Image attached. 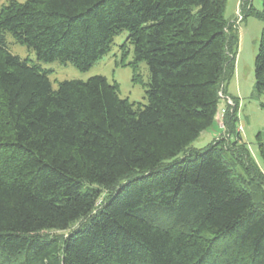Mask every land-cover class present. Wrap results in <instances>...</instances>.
Returning a JSON list of instances; mask_svg holds the SVG:
<instances>
[{"label": "trees", "instance_id": "obj_1", "mask_svg": "<svg viewBox=\"0 0 264 264\" xmlns=\"http://www.w3.org/2000/svg\"><path fill=\"white\" fill-rule=\"evenodd\" d=\"M259 1L244 18L264 23ZM225 5L9 0L0 9V264H264V177L227 93L238 41ZM122 33L120 66L133 82L147 66L146 104L122 99L103 76L52 88L41 63L88 71ZM7 35L36 62L12 55ZM254 89L264 101V28ZM219 112L223 134L191 148Z\"/></svg>", "mask_w": 264, "mask_h": 264}, {"label": "rangeland", "instance_id": "obj_2", "mask_svg": "<svg viewBox=\"0 0 264 264\" xmlns=\"http://www.w3.org/2000/svg\"><path fill=\"white\" fill-rule=\"evenodd\" d=\"M9 0H0V9ZM23 3L27 0H17ZM250 2L251 7L260 10L259 0H226L224 17L228 24L236 28L238 48L235 60V72L227 86V93L236 103V115L238 132L245 143L246 152L257 170L264 177V147L259 149L258 143H264V139L256 141V135L264 129V103L254 89V61L264 23L252 16L243 17L242 8ZM126 39V33H122L114 39L110 52L95 63L88 71L81 72L70 63H41L44 69L50 71L51 86L55 90L63 81L81 80L87 81L93 76H103L109 83L118 85L119 95L130 103L146 104V84L149 81L147 66L144 62L138 64L135 71L136 81L133 82L134 71L126 66H120L122 52L119 46ZM7 47L12 55L25 59L30 63L36 62L33 51L25 46L15 44L7 35ZM132 61V52L128 53L124 62ZM134 79V78H133ZM222 112H219L212 126L199 135L192 142L191 148L202 150L207 145L218 139L222 134ZM240 129V130H239ZM244 153V151H240ZM245 158V156H244Z\"/></svg>", "mask_w": 264, "mask_h": 264}, {"label": "built area", "instance_id": "obj_3", "mask_svg": "<svg viewBox=\"0 0 264 264\" xmlns=\"http://www.w3.org/2000/svg\"><path fill=\"white\" fill-rule=\"evenodd\" d=\"M220 127L222 128V126L220 125ZM240 130V129H239Z\"/></svg>", "mask_w": 264, "mask_h": 264}]
</instances>
